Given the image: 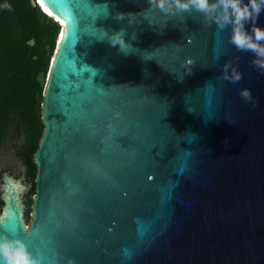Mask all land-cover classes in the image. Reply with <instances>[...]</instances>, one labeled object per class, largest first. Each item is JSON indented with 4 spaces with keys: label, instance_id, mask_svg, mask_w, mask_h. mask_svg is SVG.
Instances as JSON below:
<instances>
[{
    "label": "water",
    "instance_id": "95a60500",
    "mask_svg": "<svg viewBox=\"0 0 264 264\" xmlns=\"http://www.w3.org/2000/svg\"><path fill=\"white\" fill-rule=\"evenodd\" d=\"M37 3L63 34L31 223L8 180L0 233L41 264H264V71L231 26L165 17L147 0ZM120 29L127 54L102 32ZM225 66L242 79H224Z\"/></svg>",
    "mask_w": 264,
    "mask_h": 264
},
{
    "label": "trees",
    "instance_id": "16d2710c",
    "mask_svg": "<svg viewBox=\"0 0 264 264\" xmlns=\"http://www.w3.org/2000/svg\"><path fill=\"white\" fill-rule=\"evenodd\" d=\"M7 2L12 10L0 9V147L10 134L23 138L16 155L26 168L32 207L38 174L35 156L46 130L43 95L61 27L36 0Z\"/></svg>",
    "mask_w": 264,
    "mask_h": 264
},
{
    "label": "clouds",
    "instance_id": "9594fccd",
    "mask_svg": "<svg viewBox=\"0 0 264 264\" xmlns=\"http://www.w3.org/2000/svg\"><path fill=\"white\" fill-rule=\"evenodd\" d=\"M147 3L146 10L158 11L165 17L195 11L203 16L206 22L215 23L220 29L230 25L231 43L240 51L251 52L254 57L253 65L264 71V27L257 25V19L264 10V0H147ZM0 9L11 11L12 5L7 0H2ZM115 18L122 20L125 14L117 13ZM246 25H250V30ZM102 32L109 45L118 46L120 52L127 54L133 49L125 40L123 29L111 34ZM224 79L238 83L242 75L235 68L229 75L225 66ZM239 95L246 103L253 101L251 90L248 88L240 89ZM0 264H41V260L28 251L23 240L0 233ZM67 264H75V261L68 258Z\"/></svg>",
    "mask_w": 264,
    "mask_h": 264
},
{
    "label": "rangeland",
    "instance_id": "374dc122",
    "mask_svg": "<svg viewBox=\"0 0 264 264\" xmlns=\"http://www.w3.org/2000/svg\"><path fill=\"white\" fill-rule=\"evenodd\" d=\"M44 14L46 13L44 12ZM22 145V137H17L15 134H10L3 145L0 147V215L5 206L3 201L6 194L5 181H17L18 203L22 205V209L24 211V220L27 227H29L32 219V214L27 213L31 212L32 207H29L28 205L27 193L29 192L31 186L26 177V168L24 167L22 161L18 159L16 155L17 151L21 148Z\"/></svg>",
    "mask_w": 264,
    "mask_h": 264
},
{
    "label": "bare ground",
    "instance_id": "6f19581e",
    "mask_svg": "<svg viewBox=\"0 0 264 264\" xmlns=\"http://www.w3.org/2000/svg\"><path fill=\"white\" fill-rule=\"evenodd\" d=\"M37 1V0H36ZM38 4V3H37ZM39 6V5H38ZM40 7V6H39ZM41 8V7H40ZM49 16V15H48ZM50 17V16H49ZM63 34V33H62ZM62 34L60 35V37H59V42H60V40H61V37H62ZM10 181H8V183H9ZM8 185V184H7ZM7 192H8V187H7ZM6 199L8 200L9 199V197H8V195H7V197H6ZM4 216L6 217L7 216V211L5 212V214H4Z\"/></svg>",
    "mask_w": 264,
    "mask_h": 264
},
{
    "label": "snow or ice",
    "instance_id": "6c2138e0",
    "mask_svg": "<svg viewBox=\"0 0 264 264\" xmlns=\"http://www.w3.org/2000/svg\"><path fill=\"white\" fill-rule=\"evenodd\" d=\"M38 250L41 251L43 254H44L45 252L49 253L48 248H45V247H43V246H41Z\"/></svg>",
    "mask_w": 264,
    "mask_h": 264
}]
</instances>
